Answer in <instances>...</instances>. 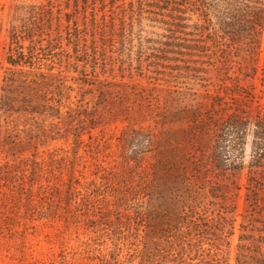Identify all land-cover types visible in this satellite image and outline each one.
Listing matches in <instances>:
<instances>
[{"label": "rangeland", "instance_id": "374dc122", "mask_svg": "<svg viewBox=\"0 0 264 264\" xmlns=\"http://www.w3.org/2000/svg\"><path fill=\"white\" fill-rule=\"evenodd\" d=\"M186 1L0 0V264H115V255L137 263V229L151 236L125 198L134 201L140 181L166 183L169 166L196 156L204 169L194 171L197 214L215 220L193 238L221 248L228 264H239L246 240L243 264L264 260V191L247 189L264 176L248 166L221 171L207 156L222 118L264 115V22L261 53L241 41L225 56L213 32L249 36L248 8ZM21 46L34 54L32 65L7 62ZM50 97L70 106L61 121L40 106ZM73 176L82 183L79 203L67 193ZM162 190L155 208L172 204Z\"/></svg>", "mask_w": 264, "mask_h": 264}, {"label": "trees", "instance_id": "16d2710c", "mask_svg": "<svg viewBox=\"0 0 264 264\" xmlns=\"http://www.w3.org/2000/svg\"><path fill=\"white\" fill-rule=\"evenodd\" d=\"M238 1L243 2L245 7L248 8L244 20L249 23L248 28L251 29L248 33L249 36H237L235 31L222 29L219 32L216 29L213 34L214 36L219 37L216 40L217 44L221 45L220 49H222V53H225V56L226 53L234 49L236 43L241 41H243L249 49H257L261 53L263 36L258 35H260L263 28L264 0ZM185 3L188 4L189 7V3L193 4L194 1L187 0ZM225 35L231 40L230 47L226 48L229 50L222 47L225 45V40L222 41L223 38H226L224 37ZM16 40H18L17 36ZM20 48H22V51L17 49L16 54L8 55L7 62L13 66L25 65L27 63L32 65L33 58L35 57L34 54H32V56H27L23 50V46ZM29 58H31L32 61L28 60ZM48 71L52 72L53 68H49ZM255 71L257 73L258 70ZM41 75L45 76L46 74L44 75V73H41ZM259 78L264 86V72ZM44 101L46 102H43L40 105L44 109V113L47 114V111L50 110L51 112L48 114L49 117L58 118L60 121L64 118L62 108L70 107L63 104L61 100L58 101V106L53 104L51 102L53 101L52 97L46 98ZM29 105L33 107L30 101ZM71 111L72 108L69 109L67 113L72 119L75 115L72 114ZM71 119L69 121H71ZM60 129L61 127L55 134H59L61 132ZM44 133H47L48 138L51 137V139H55L53 138L55 134L52 135L47 132V130H45ZM76 135L80 136V134L77 133ZM250 138H252L251 154L249 162H246L244 158L246 152L245 147L247 145L246 141L250 140ZM205 153L207 154V152H202L201 155L206 156ZM207 156L211 163L221 171L243 170L248 166L251 172L264 176V115L260 114L251 120L241 112H232L225 118H222V120L216 125L214 150L212 153L208 152ZM195 158L191 159V164H184V166L178 167V169L171 168L174 167V164L169 166L167 172L169 173L171 180L166 183H161L159 180L153 179L148 182L140 181L137 185L133 202H131L132 199L129 197L125 198L124 203H127V205L135 204V206L130 205V207L136 213L134 218H136L138 226H145L147 228V233L151 236L150 241H148L146 236L140 233L142 229H137V237L138 240L140 238L142 245V248L139 251L140 260L137 263L132 261L127 262V264H228L226 256L221 253V248L216 245L207 248L204 246L205 243H202L201 238H193V236L196 235L195 233H200L202 229H204V226L210 228L209 224L204 223L205 220L210 223L215 220L208 214H205V217L198 216L197 214V211L202 209L199 205L201 204L200 198L197 197L199 192L195 190L197 182L196 178H198L196 172L201 171L203 168H200V162L198 160L193 161ZM231 159L233 161H230ZM192 163H195L196 165L192 167ZM202 171H204V169ZM73 178L74 180L71 179L67 184V193L69 192V195L72 196L70 197L71 203H79L76 194H81V190L77 185H81L82 183L80 182V179L75 178L74 176ZM91 183L87 184L92 185L93 187H99L97 182L91 181ZM163 186L168 187L169 201H171L172 204L162 208H155L153 206V200L157 199V197L163 199ZM84 188L86 189V192L90 189L89 186H84ZM125 189L131 191L132 187L128 185L125 186ZM247 189L251 192L252 196L258 197L259 191H264V178L258 179L255 177ZM146 196H149L148 200L145 199ZM118 201L116 200V202ZM139 203H143V205H139ZM136 206L143 207L138 208ZM110 211L112 210L110 209ZM221 218L222 216L218 219V222ZM149 220H151L153 224H150ZM121 223L126 224L124 221H121ZM173 230L175 231V236L173 235L170 236L169 239H166L167 235L165 234ZM123 239L126 241L125 236H123ZM144 240L148 242H145ZM248 243L249 242L246 240L239 245L240 250L237 259L239 264H243L245 258L248 259L246 255L249 248ZM259 249V255H264L262 248L260 247ZM112 254H114V251L109 252L111 258ZM113 257L115 264H123L125 261L124 259L118 258L116 255ZM261 264H264V260Z\"/></svg>", "mask_w": 264, "mask_h": 264}]
</instances>
